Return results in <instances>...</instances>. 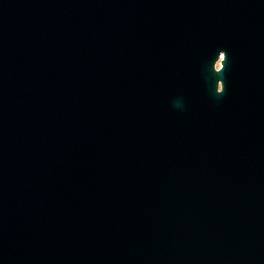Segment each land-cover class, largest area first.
<instances>
[{
    "label": "water",
    "instance_id": "95a60500",
    "mask_svg": "<svg viewBox=\"0 0 264 264\" xmlns=\"http://www.w3.org/2000/svg\"><path fill=\"white\" fill-rule=\"evenodd\" d=\"M0 264H264V0H0Z\"/></svg>",
    "mask_w": 264,
    "mask_h": 264
}]
</instances>
